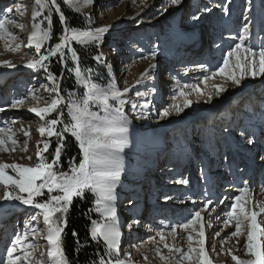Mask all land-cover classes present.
<instances>
[{"label": "bare ground", "instance_id": "6f19581e", "mask_svg": "<svg viewBox=\"0 0 264 264\" xmlns=\"http://www.w3.org/2000/svg\"><path fill=\"white\" fill-rule=\"evenodd\" d=\"M137 1L63 0L71 10L90 13L93 9H99L100 15L111 8L114 9L116 4L123 3L131 7ZM220 1L217 0L214 7L207 11L198 7L201 13L184 22L186 27L192 25L189 27L190 30H186V34H181L178 24L183 15L193 16L191 10H195V4L191 8L184 5L182 10L176 8L172 14H166L152 24H140L139 19L146 12L147 7L152 5L151 1L143 0L144 8L133 16L126 15L127 11L124 14L123 9L115 8L114 11L110 10L107 23L98 27L94 25V28L91 26L79 29H71L64 25L62 13L55 9L62 15L63 29L66 26L65 40L69 43L74 44L78 40H96L103 43L114 32L119 37L116 41H120V47L124 45L126 39L133 43L134 47L125 54L129 55V61L136 56L145 57L143 63H137L132 68H128L129 66L121 68L120 79L116 78L114 74L116 68L114 69L111 63L117 53L106 57L111 81L104 84L95 77L87 79L82 74L89 85V92L80 104L69 107V114L80 132L86 159V180L97 196L96 213L100 216V220H97L95 234L106 242L110 253L114 255L119 250L120 242L125 243V247L128 248V254L116 264H164L162 261H166L167 258L169 259L165 264H264V191L257 195L252 189H246L242 197H233V188L229 187L232 184L230 175L225 181L220 182L219 172L212 169L204 178H199L194 173L197 143L191 152L188 149L187 138L177 137L174 133V129L178 126L183 130L193 127L196 121L192 116L205 119L215 111V107L220 102L223 101L221 104H225L228 100L229 104L231 98H236L243 93L241 91L236 93L234 81L231 82L232 78L240 77L247 68L242 64L241 68L236 67V54L241 61L249 59L254 53L249 52L246 47L248 52L240 56L244 43L240 36L244 34V31L238 32L237 29L240 25V12H235L238 6L231 5V0L223 3ZM157 3L158 0L155 5ZM0 4H6L3 7L7 6L0 11L5 10L0 13V195L3 190L14 188L21 194L31 196L46 175L42 165L40 145L53 132V123L47 126L46 121L62 106V102L50 98L46 87L37 90L38 83L31 77V73L38 71V66H32L35 64L32 56L23 54V50L29 52L31 47L35 48L36 53H40L45 45L47 29L38 22L39 14L36 11V4L33 0H0ZM230 19H233V22ZM142 25L150 26L146 29L145 35L139 31ZM213 25L217 27L215 31H218L215 36V31L212 30ZM234 30L239 46L232 43L233 38L227 35ZM200 36L204 37L205 43L199 40ZM164 41L167 47H164L165 51L158 53L159 44ZM151 42L156 46L152 47ZM211 42L214 47L207 55L202 50L208 51L205 45ZM127 44L124 49H127ZM230 48H233L235 54L229 53ZM160 54L166 56L167 63L159 61ZM173 68L184 70L181 78L183 80L170 77L157 82V76L154 73L156 70L158 74L163 70L169 75ZM220 72L224 73L222 75L226 72V79L223 80L228 83L224 90L219 85L222 79ZM216 79L218 88L213 84ZM263 82L264 78L255 84L258 86ZM160 85L161 87L169 86L160 88L161 90L158 91ZM121 88L123 91L120 90ZM208 90H210L208 96L220 98L211 100L210 97L204 101L203 98L205 99ZM161 93L164 95L163 99L159 98ZM223 94L227 96L222 98ZM263 98L259 100L262 102ZM212 101H214L213 104H210ZM96 106L101 107L103 111L95 112ZM263 106L260 105L259 108L263 110ZM129 108L128 119L131 118V120L128 122L123 116ZM159 109H161L160 116H157ZM194 109L197 110L198 116L190 114V111ZM245 109L248 112V108L245 107ZM249 110L252 111L251 108ZM186 114H190L187 120L184 118ZM220 116L222 120H218L222 122L224 118L229 120L232 114L227 112ZM177 117L180 118L178 122ZM167 119L169 120L165 123ZM256 121L258 122L257 116L255 119L251 118L250 124H255ZM220 122L216 123V127L223 128L221 130L223 135L226 136L227 132H232L231 135L229 134L232 139L243 138L242 135L231 130L235 129L236 124ZM240 122V127L245 126L246 121ZM205 126V130H210L206 133L209 140L215 139L213 132L216 130L215 125L212 123ZM244 131L246 133V130ZM197 140L195 137L194 141L198 142ZM250 143L251 141L244 149H247ZM229 144H222L227 154ZM235 144L231 142V149L236 146ZM214 151L218 153L215 147ZM242 154L246 152L243 151ZM203 155L206 156V153L200 150L198 158H203ZM183 157L189 161L186 168L183 166L185 164ZM159 165L162 167L159 168ZM179 165L186 170L168 180L174 175L173 172L179 171ZM203 165L204 168H212L210 164L203 163ZM157 167L159 169L151 173ZM161 179H166L162 185L166 183L168 187L173 186L171 193L161 202L163 205L161 212L169 208V201L175 200L181 193L185 204L180 205V208L176 206V212L187 206L193 209L198 208L201 213L212 208L220 217L219 222L226 220L225 225L230 228V231L217 238V252L211 261L207 257L202 258L201 263L194 254L192 245L183 247L181 252L175 248L169 250L170 247L164 249L171 236L154 237L155 228L160 229V225L165 224L160 219V215L159 221L154 220L152 224L144 222L157 209L158 196L165 193V188H161ZM218 181L220 183H217ZM216 183L227 185L220 191L223 196L220 203L215 191ZM261 183L264 186V182ZM202 185H205L203 190L200 189ZM65 189L71 190L68 187ZM250 199L254 204H250ZM123 200L128 202L121 205L120 202ZM249 205L252 206L251 213H248ZM31 215L30 211L26 212V224L19 233L18 229L16 232L10 228L9 224L13 218L6 213H0V247L3 248L10 242L8 247L6 245L5 251L4 249L0 251L1 264H60L62 256L59 254L60 238L57 228L46 214H38L37 222L30 219ZM132 216L130 226L122 236L118 235V232H121L120 225L128 224L125 217L130 219ZM195 218L198 225L199 220ZM181 219L184 220L185 216ZM233 223H235L234 227H232ZM236 228L243 232L239 234L240 237L233 240V229ZM187 233L184 227L178 229L177 240H182Z\"/></svg>", "mask_w": 264, "mask_h": 264}, {"label": "rangeland", "instance_id": "374dc122", "mask_svg": "<svg viewBox=\"0 0 264 264\" xmlns=\"http://www.w3.org/2000/svg\"><path fill=\"white\" fill-rule=\"evenodd\" d=\"M41 1L42 0H33V2L36 4V11L39 14L38 22H40L41 25H43L47 29V37H46L45 42H44L45 45H44V47L40 53H36L35 48L31 47L29 52H26L23 50V54H27L28 56L29 55L32 56L35 60L34 61L35 64L32 66H38V71L31 73V77L33 79H35L38 83L37 90L41 87H46L45 89L47 90V92H49L48 94H49L50 98L57 99V100H60L62 102V106H60L59 109H57L54 112V114L52 116H50L48 118V120L46 121L47 126L50 123H53V126H52L53 132L51 133V135L48 138H45L44 139L45 142L40 145V149L42 150V156H41L42 157V165L44 166L45 170H47V163H49L48 162L49 145L51 142L52 143L54 142V138L58 134V132H60V138L58 140L59 144L55 150V154H56V151L59 150L58 149L59 147L62 148V153H63L64 147L62 146V144L65 143L66 138H67V135L64 137L65 132L67 134H69L71 137L76 138L80 144V147L82 148V142L80 140V132L78 130V126L74 123L73 118L69 114V109H70L69 107L75 106L76 104H80V102H82L87 97V94L89 92L88 91L89 85H88L87 81L83 78V75L87 79L95 77L100 83L108 84L111 81V76H110V74H108V67H107V59L108 58H106V57L110 56L111 54L117 53L113 57V58H115L114 61L111 62L114 69L116 68V72L114 74L116 75L117 79L121 78V74H120L121 68H127L128 66H129L128 68H132L137 63H143V60L145 57L144 56H141V57L136 56V58H134L132 61H129V59H130L129 55L126 56L125 54L129 53L130 49H132V47H134L133 43H131L128 39H126V41L124 42V45L122 47H120V45H119L120 41H116V39H119V37H118L117 33H114V32H112L106 38V40L103 43L98 42L96 40H89V41L88 40H78V41H75L74 44L72 42L69 43L67 40H65V31H66V26H65V29L63 30V33H62L63 37L61 36L62 38H60L61 53H60V58H59L61 61V65H60L61 66V75H63V76H62V79H61V77L57 78L56 76H53L50 73V71L48 70V65H49L50 60H51L50 58L53 55L52 50L48 48V45H49L48 39H49V35L51 33V27H50V21L47 19L46 15L43 11L44 10L43 1L42 2ZM47 1H48L49 6H50V9L55 11L56 15L58 16L57 11L54 10L52 7V6H54L56 8V1L55 0H47ZM57 1L61 2L66 10H69L72 13L79 15V17L84 22V24H83L84 27H82V28L91 27V26L94 28V25L98 27V26H101V25L107 23L110 10L114 11L115 8L117 10L123 9L124 14L127 11L126 15H129V16L135 15L137 11L144 8L143 3H142L143 0H138L137 3L131 7H127L126 4L123 5V3H119V4L114 5L115 6L114 9L113 8L109 9L110 8L109 7L108 8L109 11L107 10L106 13H104V14L102 13L100 15L99 9H93L90 13H83V12H79V11L76 12L74 10H71L63 2V0H57ZM144 1L147 2V0H144ZM149 1L152 2V5L147 7L146 12L139 19L140 24H152V23L156 22V20L158 18L163 17L166 14H172L174 11H176V8H179V10H182L184 5L186 7L191 8L195 4V10H191V13L193 14V16L187 17V15H183L181 21L178 24V27H179V30L181 31V34H184V33L186 34V30L188 29V27L185 26L184 22L187 20H191L192 17L194 18L196 16V14L199 15L201 13L200 8H198V7H201V9H203L204 11H207L208 9L209 10L212 9L214 7L213 6L214 3L217 0H182V1L181 0H158V3L156 5H155V3L157 2V0H149ZM198 1H200L199 4H198ZM201 1H203V2H201ZM225 1H227V0H221L220 2L223 3ZM230 3H231V5L236 4L238 6L237 10H235V12L236 11L240 12L239 13V15H240V17H239L240 23L239 24L240 25L238 26L237 29H238V32L240 30L244 31V34H242L240 36L241 38H243L244 43H243V47H241L239 54L241 56L244 54V52H248L247 49L249 50V52L254 53V55L250 56L249 59L246 58L247 60L244 59L241 61H240V57L238 56V54H236L237 55V60H235L236 61V63H235L236 67L238 66V68H241V64H242L243 66H247V68H246V71L242 75H240V77L232 78L231 82L234 81V85L236 86V88H235L236 93L238 91H241L243 93L240 96H236V98H231L229 104L227 102L228 100L226 101L225 104H221L223 101L220 102L218 104V106L215 107V111H213L210 114V116L208 115L207 118L205 117V119H201L202 117L196 118V116H192V117L196 118V119L194 118V121H196V122H194L193 127H191L192 129L191 128H188V129L185 128L183 130L182 127L179 128V126H178V128L174 129V133H176L177 137L187 138L188 149H190L191 152L194 150V147L196 145L195 143H197V146H196L197 148L195 147V153L197 154L196 167L194 164L195 175H197L199 178H204V176H206L210 170L215 169L219 172V178L221 179L220 182L222 180L225 181L226 178H228V176L230 175L232 178V182H231L232 184H230L229 187L233 188V192H232L233 195L232 196L233 197H239V196L242 197V193L246 189H252L255 192V194H257V195L261 194L264 191V186L262 185V183L259 182L260 178L258 177V169L255 167V163L251 162L250 157H248V159H247L246 158L247 154L243 155L242 154L243 151L240 150L243 147L245 148L244 144L246 143L247 138H249V135L247 134V132L249 130H251V126L254 127L253 124L249 123L250 122L249 120H251V118L255 119V116H257L258 118L261 117L260 116L261 112L263 114V110L260 109L259 106L264 105V100H262V102H261L259 99H262L264 97V82L260 83V85H258V86H256L255 83L258 80H261L264 78V0H231ZM178 4H179V6L177 7ZM3 5H6V4H0V11H1V9H5L7 7V6L3 7ZM4 11L2 10V12H4ZM2 12H0V13H2ZM235 16H236V14L234 13V17ZM58 18H59V16H58ZM232 20L233 19H230L231 22H233ZM147 28H150V26H147V25L141 26L139 31H141L142 35L146 34ZM71 29H73V28H71ZM77 29H79V28H77ZM234 32H235V30L231 31L227 35L231 36L233 38L232 43H235L237 45L238 44L237 43L238 38H237V36H235L236 34ZM201 39L205 43V39L203 36H201ZM125 44H127V49H124ZM208 44L205 45L206 49H207ZM254 45L255 46L259 45V46L252 47ZM151 46L155 47L156 45L151 42ZM237 46H239V45H237ZM164 47H167L165 41L159 44L158 49L160 48V50L158 53L165 51ZM168 47H170V46H168ZM213 47H214L213 44H209L208 51H205V49L202 51H204V53H207V55H208V52H210V50H212ZM231 47H233V46H231ZM246 47H247V49H246ZM5 48H7V47H5ZM76 48H77V50H76ZM118 52H121V54L120 53L118 54ZM79 53H80V57L78 58ZM229 53L235 54V52H233V48L229 49ZM87 56L89 58H92L93 63H94L92 66L88 65L86 63L85 57H87ZM158 57H159L158 58L159 61H161L162 63H167L166 56L164 57V56H161V54H160V56L158 55ZM203 57H205V56H203ZM203 57H202V59H203ZM161 58H163V59L161 60ZM184 60H187V59H184ZM199 60H201V59H199ZM218 69L220 70V67ZM80 71H81V73H80ZM183 71L184 70H181V69L179 70L177 68L176 69L173 68L172 72H170L169 75L163 70L160 71V74L157 73V70L154 73H156L157 82L158 81L160 82V80L162 81V79L170 78V77L171 78L173 77L176 79H179V78L181 79L182 75H183ZM180 73H181V75H180ZM222 74H224V73L220 72V77L222 79H220L221 81H219V85L221 86V89L224 90L225 88H227L226 85L228 82L225 83V80H223L225 78L226 72H225V75H222ZM165 76H167V77H165ZM229 76H231V75H229ZM71 78L74 82L73 89L68 90L66 87L67 86L66 84H67V80L71 79ZM202 78H203V76H202ZM184 79H186V77ZM181 80H183V79H181ZM217 81L218 80L216 79L213 83L216 88H218L216 86ZM169 85H166V86H169ZM166 86L161 87V85H160V87L158 88L159 89L158 91L161 90L160 88H166ZM120 90H122V88ZM209 92H210V90H208V92H206L207 94H205L206 95L205 99L203 98L204 101L210 97H211L210 98L211 100H218L220 98V97H214L213 98V95L208 96ZM212 93H213V91H212ZM161 95L159 98L163 99L164 98L163 93H161ZM132 96L130 97V99L132 98ZM224 96L226 97L227 94H223L222 98H224ZM161 99H159V100L161 101ZM213 102L214 101H212V103H210V104H213ZM245 107L248 108V112H247V109H245ZM254 107H255V109L252 110V108H254ZM249 108H251L252 111H250ZM262 108H264V106ZM161 109L157 110V112H158L157 116H160ZM94 111L95 112L96 111H103V109L101 107L96 106ZM129 111H130V108L125 111L126 114H125V116H123L125 119H127L128 122L131 120V118L128 119ZM196 112H197V110L194 109V111H192V110L190 111V114L191 115L197 114ZM227 112H231L232 116L228 118L229 120H227V118H224V120L222 122H220V120H222L220 115H224ZM245 112L247 113V115ZM244 113H245V115H244ZM190 114H186V116L184 118H186V120H187L188 117H190L189 116ZM251 115H253V116L250 117ZM197 116H198V114H197ZM178 117H179V114H178ZM218 119H220V120H218ZM235 119H237L238 121L237 120L235 121ZM243 119L248 120L249 122L248 121L246 122V123H248V124H246V129L243 128V130H246V133L244 131V140H242L241 142H235L236 141L235 139L229 138V134L232 132H227V134H226L227 139H226V136L223 135V133H221V130L223 128L218 129L219 127L218 128L216 127L218 122H220L222 124H227L230 122L232 124L234 123V125L236 124L235 129H233V128L231 129L232 131H236L237 129H239L238 123ZM168 120L169 119L165 120L166 121L165 123H167ZM179 120H180V118L177 119V122ZM212 123L216 127V130L212 129L213 132L215 133L216 137H215V139L213 138V140L212 139L209 140V136L206 135V133H209L210 130H208V131L205 130V128H206L205 124L208 125V124H212ZM57 130H59V131H57ZM195 137H197L198 142L194 141ZM190 138H192L191 142H190ZM227 140L233 141L232 143H234V142L237 143V144L234 143L236 146H235V148H232V149H231L232 146H230L231 143L229 144L228 154L225 152L224 146L222 145ZM77 146H78V144H77ZM214 147L217 148L218 153H216L214 151ZM200 150L202 153H206V156L203 155V158L201 157L202 161H201V158H198L199 157L198 154H199ZM82 151H83V149H82ZM229 151H230V154H229ZM231 151H234L236 153L231 154ZM239 152H241V153H239ZM62 153H61V156H62ZM211 155H212V157H209ZM256 156H257V154H256ZM206 157H208V158H206ZM254 157H255V155H254ZM46 161H47V163H46ZM203 163L210 164L212 168L211 169L210 168H204ZM60 166L61 165H59V168H60ZM160 167H162V165H159V168ZM260 167H261V170H263V172H264V162H263V164H261ZM59 168H58V170H59ZM159 168L157 167V168L153 169L151 171V173L152 172L154 173ZM252 169H253V171H252ZM58 170L56 172H54V174L51 176H50L49 172L47 171L45 173L46 174L45 177L40 182L39 186L36 188L35 192L31 196H26L24 194H21L19 191H16V189H14V188L13 189L8 188V189L3 190L1 192V195H0V201H1L0 213L1 214L6 213L8 216L13 218V221L11 222V224H9L12 231L16 230V232H17V229H18V232L20 233L21 230L24 229V226L26 224L25 223V220H26L25 215H26L27 211H30L32 214L30 216V219H33L32 221H35V222H37V215L38 214H46L49 217L50 222L52 224H54L55 227L57 228L58 235H60V233H61V225H60L61 222L60 221L61 220L60 219L58 220V217L67 211V208L69 207L68 204L70 202H67V203L64 202L63 203L62 199L60 197L49 200V199H47L48 195L50 194V192L54 191V192H57L59 194H63L65 196L66 195L70 196L72 193H74L75 191L82 188V186H87L89 189H91V187L87 183V180H86V178H87L86 170H85V172H86L85 180L82 183L71 182L72 180H75L78 176V175H76L75 170L72 169V170H70V172L68 174H65V175L60 174ZM174 177H176V175L170 176L168 180H170ZM164 181L166 182V179ZM220 182L218 181L217 183H220ZM217 183H216L215 191L218 194L217 200L220 203L221 202L220 200L223 197V196H221L220 191L222 189H224V187H227V185H225V184L218 185ZM66 187L70 188L71 190L65 189ZM172 188L164 189L165 193L158 196V198H157L158 202H156L157 203V209L154 210V212L156 214L153 215L154 212H152L149 215V218H146L147 220H145L144 222L152 224L154 220L159 221L158 216L160 215V219L162 221H164L165 224H163L164 227H163V225H160L161 226L160 229L158 227L155 228L154 237L160 238L163 235L171 236V237H169V239L167 241V245L165 246L164 249H166V247L167 248L170 247L169 250H171L172 248H175V250L177 249L179 252H181L180 250H182L183 247L187 248L188 246L192 245L194 247V254L198 257V260H200L201 263H202V258L209 257L210 261H211L215 255V253L217 252V250H216L217 238L221 234H224V233L230 231V228H227L225 225L226 220L223 222H219L220 217L215 214V209H212V208H209L206 212L201 213L200 209H198V208L193 209V208H191V206H187L185 208H181L178 212H176V206H178V208H180L179 207L180 205L182 206L183 204H185L184 199H183V195H181V193L179 194V197H177L175 200L172 199L169 201L170 202L169 208H165L164 211L161 212V209L163 208V205L161 202L164 200L163 198L166 195L171 193ZM204 188H205V185H202V187H200V189H202V190ZM214 188H215V186H214ZM85 192H86L85 194H91L93 196L92 205H93L94 215L96 217V220H94V222H92V224L90 225L89 234L95 243L102 246L101 255H99L97 262L93 263V264H116L119 260H122V258H125V256L128 254L127 253L128 248L125 247V243L120 242L119 250H118L117 254L114 255V254L110 253V249L107 246L106 242L101 237L99 238L96 236L95 231H96V229H97L96 227L98 225L97 220H100V216H98L96 213L97 212V205H96L97 196L95 195L93 189L87 190ZM173 195H175V193ZM67 200H68V198H67ZM125 202H128V200H123L120 202V204L124 205ZM250 202H251L250 204H254V202H252V200ZM249 206H250V209H249L248 213H251L252 212V206L251 205H249ZM157 212L158 213L161 212V213L158 214ZM164 214H165V217H163ZM182 216H185L184 220L181 219ZM127 217H128V214H127ZM127 217H125L126 218L125 220L128 221V224H124V225L122 224L119 227L120 231L122 232V235H123V232H125L126 229L130 226V220L133 219V216L130 219H128ZM195 217H197L199 220L198 225H197ZM234 225H235V223H233L232 227H234ZM162 227H163V229H162ZM181 227L186 228V230L188 231L187 234H184V237L182 239L183 241L177 240L178 235L176 234L178 229H180ZM242 227H244V226L242 225ZM156 230H158V231L156 232ZM242 232H243V230H240L237 228L233 229V234H232L233 240L235 238L240 237L239 234H242ZM248 232L251 235V232L250 231H248ZM206 235H208L207 239H206ZM152 237H153V235H152ZM59 241H60V239H59ZM206 241H207V243H206ZM9 244H10V242L5 244L3 246V248L0 247V251H1V249L2 250L4 249L3 251H5ZM6 245H7V247H6ZM59 252H60V249H59ZM170 254H172V253H170ZM0 259H1V256H0ZM168 259L169 258H167V260ZM167 260L162 261V262L165 264L167 262ZM0 264H1V260H0ZM60 264H66V263L61 260ZM160 264H162V263H160Z\"/></svg>", "mask_w": 264, "mask_h": 264}, {"label": "trees", "instance_id": "16d2710c", "mask_svg": "<svg viewBox=\"0 0 264 264\" xmlns=\"http://www.w3.org/2000/svg\"><path fill=\"white\" fill-rule=\"evenodd\" d=\"M42 1L44 4L43 11L47 19L50 21L51 27V33L48 39V48L52 50L53 55L50 58L51 60L48 65V70L53 76H56L57 78L61 77L62 79L63 75H61V61L59 58L61 53L60 38L63 37L62 33L64 29L62 27V22L56 15L55 11L50 9L48 1ZM52 7L54 10L58 9L62 13L64 17V25L67 24V26L73 29L84 27V22L79 17V15L66 10L61 2H58L56 0V8L54 6ZM79 57L80 53L78 54V58ZM85 58L88 65L92 66L94 64L92 58H89L88 56ZM73 84L74 82L72 78L68 79L66 84L67 89L72 90ZM66 135V141L62 144V146L64 147L63 153L62 148L59 147V150L57 149L58 151H56L55 154V150L59 144L58 140L60 138V132H58V134L55 136L54 142L50 143L48 151L49 163H47L46 161V172L48 171L51 176L58 170L59 165H61L58 170L60 174H68L70 170L73 169L78 176L71 182L82 183L85 180L86 159L78 140L74 137H71L65 132L64 137ZM87 190L91 189H89L87 186H82V188L75 191L70 196H65L63 194L52 191L47 197V199L49 200L60 197L63 203L70 202L68 204L69 207L67 208V211L58 217V220H61V233L59 235V254L62 256V261L66 264H93L97 262L98 257L102 252V246L95 243L89 234L90 225L92 224V222H94V220H96V217L94 215L92 205L93 196L91 194H85V191Z\"/></svg>", "mask_w": 264, "mask_h": 264}, {"label": "water", "instance_id": "95a60500", "mask_svg": "<svg viewBox=\"0 0 264 264\" xmlns=\"http://www.w3.org/2000/svg\"><path fill=\"white\" fill-rule=\"evenodd\" d=\"M57 14H58V16H59V19H60V21L62 22V15H60V13L57 11Z\"/></svg>", "mask_w": 264, "mask_h": 264}]
</instances>
